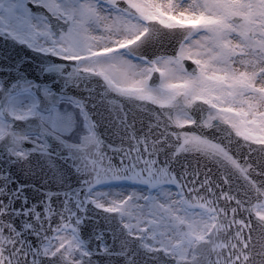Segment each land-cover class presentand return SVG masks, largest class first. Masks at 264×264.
<instances>
[{"label": "snow or ice", "instance_id": "6c2138e0", "mask_svg": "<svg viewBox=\"0 0 264 264\" xmlns=\"http://www.w3.org/2000/svg\"><path fill=\"white\" fill-rule=\"evenodd\" d=\"M0 264H264V0H0Z\"/></svg>", "mask_w": 264, "mask_h": 264}, {"label": "water", "instance_id": "95a60500", "mask_svg": "<svg viewBox=\"0 0 264 264\" xmlns=\"http://www.w3.org/2000/svg\"><path fill=\"white\" fill-rule=\"evenodd\" d=\"M100 131H101V132H103V131H104V129H103V128H101V129H100Z\"/></svg>", "mask_w": 264, "mask_h": 264}]
</instances>
